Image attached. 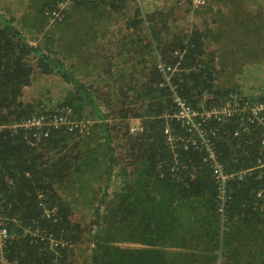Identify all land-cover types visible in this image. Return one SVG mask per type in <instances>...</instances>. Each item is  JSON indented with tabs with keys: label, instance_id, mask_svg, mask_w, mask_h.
I'll return each mask as SVG.
<instances>
[{
	"label": "trees",
	"instance_id": "1",
	"mask_svg": "<svg viewBox=\"0 0 264 264\" xmlns=\"http://www.w3.org/2000/svg\"><path fill=\"white\" fill-rule=\"evenodd\" d=\"M229 1L237 5L231 23L213 18L211 26L188 29L173 27L172 14L161 9L149 15L137 9L128 16L127 0H45L35 10L34 24L21 28L0 13V215L10 235L4 250L10 264H71L68 244L82 245L86 233L93 235L86 264L264 262V250L249 261L252 248H264V170L258 167L264 128L251 125L244 131L241 118L212 124L218 129L219 161L234 175L226 183V199L203 151L185 149L182 142L173 149L165 135L167 127L177 137L185 131L165 118L174 98L161 64L175 69L171 80L194 108L232 97L241 99L242 107L264 102V57L257 60L260 53L249 49L262 44L264 25L239 15L247 0L241 7ZM213 5L209 0L210 10ZM100 6L124 12L123 27L133 31L134 41L129 44L125 36L121 44V71L109 67L105 76L90 81L66 65L73 54L68 36L73 9ZM219 25L218 32L210 28ZM228 43L230 53L223 56ZM226 69L234 70V81H223ZM52 75L65 87L58 107L70 106L80 118L95 121L90 135L59 129L37 140L35 128H13L57 108L28 101L25 91ZM132 120L140 122L141 132L131 133ZM42 204L54 216L47 218ZM79 204L92 210L90 228L73 221ZM30 227L67 245L51 249L25 232Z\"/></svg>",
	"mask_w": 264,
	"mask_h": 264
},
{
	"label": "built area",
	"instance_id": "2",
	"mask_svg": "<svg viewBox=\"0 0 264 264\" xmlns=\"http://www.w3.org/2000/svg\"><path fill=\"white\" fill-rule=\"evenodd\" d=\"M159 1L160 0H135L143 15L145 14L144 8L146 5L153 6L158 4ZM188 3L190 8L194 11L204 10L207 8L209 0H189ZM60 6L64 7V4H60ZM55 17L59 18L60 12H58ZM159 68L164 74L165 82L169 86L174 98L173 111L172 113L168 112L165 118L177 121L185 131L183 137H177L176 134H173L174 130L167 127L165 135L168 144L175 149L177 143L182 142L185 145V149H188V146L191 145L199 151H203V161L210 166L213 172V176L219 185L220 197L226 199V183L228 180L232 179L234 175L231 176L226 174L224 166L219 161L215 147L218 129L213 127L212 124L215 123L221 126L231 122L234 118H241L242 121L245 122L242 126V130L244 131L251 125L264 128V102L257 101L253 104L246 102L242 107L240 103L242 100L238 99V97H232L218 105L212 106V104H210L207 106L206 103H203L201 107L194 108L186 99L180 96L178 87L171 80L175 69H172V66L166 64H161ZM91 126V122L78 118L72 107L61 106L47 113L33 115L29 119L16 123L13 128H35L34 137L37 140H41L42 138H47L50 132L59 129H66L70 134L77 137H85L90 134ZM2 128L3 127H0V130ZM142 130V127L131 128V133L141 132ZM261 146L262 152H264V130L262 131ZM258 167L264 170V157H261L259 160ZM238 177L240 178L241 175ZM42 207L44 208V214L47 218L54 216V210L46 208L43 204ZM25 232L32 237L40 238L41 241H46L51 249L57 248L59 244L63 246L67 245L64 242L61 243L57 241L52 235H45L39 228L33 229L30 227L26 229ZM9 239V232L0 215V264H10L4 256V250Z\"/></svg>",
	"mask_w": 264,
	"mask_h": 264
},
{
	"label": "rangeland",
	"instance_id": "3",
	"mask_svg": "<svg viewBox=\"0 0 264 264\" xmlns=\"http://www.w3.org/2000/svg\"><path fill=\"white\" fill-rule=\"evenodd\" d=\"M37 0H31L32 4H36ZM128 3L126 5L127 10L132 9L129 13L128 16H132L134 17L135 12L138 8L135 0H127ZM242 1V0H240ZM1 3H3V7H1L0 9V13H3V9L5 10V13H8L12 10H17L20 11L21 9H14L12 8V6L8 5L7 3L4 2V0H0ZM243 5V4H241ZM214 6L212 10H210L209 4H208V8L202 10V11H194L190 8L189 3L187 0H160L158 2V4L150 6V5H146L144 8L145 14L149 15L152 14L153 12H155L156 9H161L164 10L166 12H170L172 14L171 19L175 20V22L173 23V27H177V26H184L185 29L191 28L193 25H199L204 27L206 24L208 26H211L212 24V20L213 18L218 20L220 19V24H227V23H231L230 22V16H228V12L229 10L224 9V13H217L214 12ZM105 8V6H100V12H99V8L93 11H89L87 10V8L85 7H79L78 10H74L73 9V16H74V20L75 21H99V22H104L107 25L108 24H114L117 23L120 24V26L116 29L111 28L110 30L105 31L104 29L97 27L96 30H93L92 32L97 35L98 38H106L105 37V33H108V31H113L116 34H114L113 36H115L117 39H121L124 41L125 36L128 37L129 40H127L129 42V44H131L132 42L130 40H133L131 38L133 31H129L126 28L123 27V24L126 22V17H123L124 12H111V10L109 8H107L105 11H103V9ZM247 8L241 9L240 10V16H242L243 14H247L249 16V19H256L259 20L258 14L256 13L257 10L256 9H252L251 11H244ZM139 11H141L139 9ZM242 12V14H241ZM103 13V14H102ZM98 14V17L96 18ZM5 16V14L3 15ZM83 18L81 20L75 19V18ZM236 18H238V15H236ZM46 27L48 29H54L56 27V25H52L50 23H45ZM239 27H241V24L238 25ZM103 27H107V26H103ZM60 27H56L54 31H57ZM77 36L75 33H73L72 31H69V36L68 37H74ZM88 36V34H87ZM144 38V37H143ZM253 39L256 40L258 39L257 36H253ZM126 41V42H127ZM257 42V41H256ZM148 43V40H145L144 42H142V45H146ZM131 47V45H129ZM108 44L107 43H102L99 45H96V47L94 48V52L93 55L95 56V60H99L101 59V56L105 53L104 49H107ZM117 47H119L120 49V45H117ZM129 47V48H130ZM123 48V49H122ZM263 45L259 46L258 44L255 43L254 46L249 47V49L251 51H255V52H260V50H262ZM121 50L122 52L118 55L121 56L123 54V50L124 47L121 45ZM65 51L62 50L61 54L64 53ZM230 53V47H229V43L226 44L225 46V53L224 54L228 55ZM238 57V56H237ZM240 58V57H238ZM241 60V59H239ZM122 63L124 62V57L121 59ZM249 61V60H248ZM67 65V63H66ZM130 66V65H129ZM79 72H81V70H79ZM93 75H88V78L90 81H92L94 79V77L98 74V72L92 71ZM97 72V73H96ZM234 72V70H228L226 69L223 73V81L224 82H229L234 81L233 79H235L236 77H231L230 73ZM241 75V73H240ZM224 77L227 80H224ZM40 79V78H39ZM60 77H57L56 75H52V76H47L44 77L43 79L40 80H36L34 81L32 86H29L25 89L27 93L26 97L28 101H32V100H42L44 103L49 104L50 107L56 108L59 106V102L62 101L63 98V93H64V85L60 83ZM263 81V78L261 80ZM49 89L50 91H48V94H45L46 90ZM256 89V88H254ZM76 115L78 116V114L76 113ZM78 118H80L78 116ZM82 119V118H80ZM84 120V118H83ZM85 121H89L92 123L95 121H90V120H85ZM130 127L131 128H137V127H141L140 126V122L136 121V120H132L130 121ZM91 130H92V126H91ZM92 132V131H91ZM90 132V134H91ZM89 134V135H90ZM88 136V135H87ZM87 205H83V204H79L77 205V209H75L74 212V218L73 221L76 223L84 224L86 225L88 228L91 227V220H92V214L91 211L89 212L87 210ZM93 227V225H92ZM93 230V229H92ZM93 235L92 234H84V240L85 242H83L82 245H74L71 244L69 246L68 249H71L73 251V256H72V263L71 264H86V259L89 257L90 255V248H92V244L91 242H93ZM122 246L125 247H137L131 244H122ZM264 248H252V252L250 254L249 257V261L251 259H253L255 257L256 254L263 252ZM222 259L224 258V255H222L221 257ZM220 258V259H221ZM260 259V258H258ZM264 264V262L262 263Z\"/></svg>",
	"mask_w": 264,
	"mask_h": 264
},
{
	"label": "crops",
	"instance_id": "4",
	"mask_svg": "<svg viewBox=\"0 0 264 264\" xmlns=\"http://www.w3.org/2000/svg\"><path fill=\"white\" fill-rule=\"evenodd\" d=\"M44 1L45 0H37L36 4H32L31 0H4V2L12 6V8L14 9L22 8V10L20 11L12 10L8 13H5V10L3 9V13L9 18H14L15 25L18 28H21L24 25L30 24V22L31 24L33 23V20L36 19L35 10ZM247 1L248 3L245 4V7L247 9H245L244 11H248V10L251 11L252 9H256L257 10L256 13L258 14V17H259L258 18L259 20H257L256 24L264 25V0H258V4L256 3L255 0H252V1L247 0ZM214 2L216 4L214 6V12L220 11L223 14L224 9H227L229 10L227 15L230 16L231 18L235 17L232 14L235 10H237V5L234 4V1L231 2L229 0H226L224 2V1L214 0ZM236 3L241 7L242 1L237 0ZM1 7H3V3L0 2V9ZM100 10L102 9H100L99 7V12ZM260 13L262 14V17ZM97 17H98V14L96 18ZM72 18L74 19L73 15L71 19ZM75 19L81 20L83 18L78 17ZM103 26H107V27H103ZM119 26L120 24L117 25V23L107 25L106 23L99 22V21H73L70 24V28H71V31L75 33L77 36L71 37L72 38L70 40L72 43L71 50L73 54L68 57L67 62H66L67 66L74 67L75 69L78 70V73H79V70H81V74L84 73L87 76L88 75L94 76L92 71L96 70L98 72L96 76L103 77L105 76L103 71H105L109 67H111L112 71H115L116 69L121 71L122 69L121 66H123L121 59L123 58L122 57L123 55L118 56L121 53V49H119L117 45H121L123 43V40L117 39L115 36H113L114 34H116L113 31H108V33L105 32L107 30H110L111 28L116 29ZM220 26L221 25L215 26V28L214 27H210V28H213L214 32H218V30L216 29H218V27ZM97 27H100L105 30L104 33H105L106 38H98L97 35H95L92 32L93 30H96ZM249 30L253 32L255 29L253 28ZM263 35H264V32H263ZM38 37H41V36H38ZM102 43H107L108 47L107 49H104L105 53L101 56V59L95 60V58H93L94 48L96 47V45H99ZM261 45L264 46V40L262 41ZM259 53H260L259 54L260 57L257 58V60L264 57V47L262 48V50H260Z\"/></svg>",
	"mask_w": 264,
	"mask_h": 264
},
{
	"label": "clouds",
	"instance_id": "5",
	"mask_svg": "<svg viewBox=\"0 0 264 264\" xmlns=\"http://www.w3.org/2000/svg\"><path fill=\"white\" fill-rule=\"evenodd\" d=\"M95 1V0H94Z\"/></svg>",
	"mask_w": 264,
	"mask_h": 264
}]
</instances>
